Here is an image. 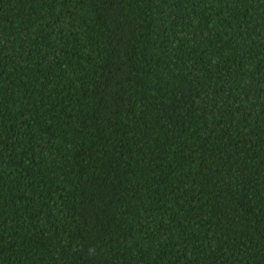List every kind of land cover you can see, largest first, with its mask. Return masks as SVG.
Masks as SVG:
<instances>
[{"label": "trees", "instance_id": "obj_1", "mask_svg": "<svg viewBox=\"0 0 264 264\" xmlns=\"http://www.w3.org/2000/svg\"><path fill=\"white\" fill-rule=\"evenodd\" d=\"M0 264H264V0H0Z\"/></svg>", "mask_w": 264, "mask_h": 264}]
</instances>
